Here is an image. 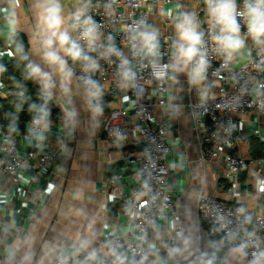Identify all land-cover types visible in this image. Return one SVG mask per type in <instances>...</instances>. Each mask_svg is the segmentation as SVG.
Here are the masks:
<instances>
[{
    "label": "built area",
    "instance_id": "obj_1",
    "mask_svg": "<svg viewBox=\"0 0 264 264\" xmlns=\"http://www.w3.org/2000/svg\"><path fill=\"white\" fill-rule=\"evenodd\" d=\"M173 1L90 0L85 5V14L100 26V39L95 51H90L85 41L79 40V31L72 32V37L78 40L85 54L92 56L99 65L97 69L85 72L81 62L73 64L71 69L79 84L88 90L84 79L90 78L97 86H106L120 101L117 107L107 111L103 137L123 141L136 132L143 144L140 149L122 152L125 162L136 165L135 185L119 195V216L127 219L128 230L106 238V254L99 260L100 264H177L179 259L176 245L183 232L179 225V214L174 210L167 159L171 151L168 121L178 106L172 98L173 62L176 59L173 47L177 30L171 15L167 19L162 17L164 22L156 20L161 16L159 6ZM237 5L242 10L243 0H237ZM196 17L200 24L199 31L204 33L201 51L205 54L207 65L202 81L208 86L209 93L202 98L189 100L186 105L198 135L203 160L211 162L218 169V177L222 179L219 185L221 191L238 196L241 195L240 173L247 171L252 164L260 166L264 162V157L248 159L236 151L239 142H248L249 139L240 131L244 118L252 115L259 127L264 122V52L247 37L245 46L249 56L236 67L233 58L226 61L211 40L204 0H199ZM238 20L241 35L244 36L246 24L242 18L238 17ZM138 31L156 33L158 50L155 55H146L139 50V40L132 39ZM109 46L114 47L120 55L113 53L102 56L101 53ZM5 55H0V65H3ZM194 66L195 62L189 63L190 74ZM1 75L0 97L8 93L1 84ZM123 99L126 102L122 103ZM105 104L109 105V102ZM54 123L50 118L31 119L26 122L27 128L16 134L5 132L0 124L3 136L12 137L11 142L0 144V178L20 175L26 165L44 176L50 175L57 160L56 153L33 147L23 154L19 153L17 138L31 139L43 129H51ZM254 133L260 136L259 129ZM260 139L264 143V137L260 136ZM255 174V191L264 194V163ZM122 176V173L113 170L109 172L107 182L117 186ZM9 200H12L11 194ZM196 205L199 223L204 225L205 237L209 241L206 263L201 264L216 261V256L211 252L214 250H221L225 256L242 249L239 252L243 257L254 263L264 257V211L255 212L227 199L208 197L202 193L198 195ZM162 218L174 224V232L170 244L158 259L152 253L156 249L158 221ZM10 237L9 231L0 229V264H3ZM198 242H203L201 235ZM89 259L85 254L76 258L61 255L52 264H89Z\"/></svg>",
    "mask_w": 264,
    "mask_h": 264
},
{
    "label": "crops",
    "instance_id": "obj_2",
    "mask_svg": "<svg viewBox=\"0 0 264 264\" xmlns=\"http://www.w3.org/2000/svg\"><path fill=\"white\" fill-rule=\"evenodd\" d=\"M89 1L60 0L62 15L68 17L80 8L85 9ZM35 3L36 0H20V7L15 9L19 21L16 34L27 36L29 62L39 64L43 71L52 74V88L45 89L40 80H34L51 99L52 109L56 112L46 119H53L55 123L51 129H43L31 139L18 137L17 146L22 154L31 147L54 152L57 160L47 176L26 165L20 175L0 178V229L11 234L3 264H52L61 255L76 258L84 254L90 257L89 264H100L99 260L106 254V238L128 230L127 219L119 216V195L135 185L136 165L125 162L122 152L140 149L143 144L136 132L123 141L103 137L108 109L120 104L117 96H113L106 86L99 85L98 94L91 96L73 73L68 93L62 91L59 74L44 64L39 55V18ZM198 3L199 0H174L171 4L161 5V16L156 20L164 22L163 18L167 19L169 13L173 22L180 13L196 15ZM7 7L8 0H0V8ZM70 23L66 22L65 27ZM3 25L4 17L0 13V27ZM69 31L72 35L73 31L70 28ZM179 44L176 31L172 98L178 106L168 121V140L171 145L167 156L171 172L169 184L174 210L179 214V225L183 232V237L176 245L179 252L177 264H201L206 263L203 257L208 252L209 241L203 244L207 238L204 225L199 223L196 205L198 195L202 193L208 197L224 198L255 212L264 211V194L255 191V173L258 167H263L264 162L260 166L252 164L247 171L240 173L241 195L231 196L221 191L219 185L222 179L218 177V169L211 162L203 160L198 135L186 105L191 99L208 95L209 89L202 80L198 83L190 81L189 64L185 65L179 57ZM6 48V40L0 36V50ZM248 56L249 50L245 46L233 56L234 65L240 66ZM64 58L69 68L76 63L68 57ZM11 59L5 55L4 62ZM1 84L8 93L0 99L9 95L10 84L5 81L4 72ZM105 102H109V105ZM124 102L125 99L122 100ZM257 129L260 130V136L264 137V122L259 127L252 115L245 117L240 124L241 133L249 136V139L248 142H239L236 151L248 159L255 158L250 155V139L262 142L260 136L254 133ZM11 141L12 137L5 138L0 131V144ZM113 170L123 175L117 186L107 182L108 174ZM9 194L12 200H9ZM173 232L174 224L167 223L164 218L159 219L153 257L161 258V252L170 244ZM199 235L202 244L198 242ZM223 264H264V257L254 263L244 258L239 251H233L224 256Z\"/></svg>",
    "mask_w": 264,
    "mask_h": 264
},
{
    "label": "clouds",
    "instance_id": "obj_3",
    "mask_svg": "<svg viewBox=\"0 0 264 264\" xmlns=\"http://www.w3.org/2000/svg\"><path fill=\"white\" fill-rule=\"evenodd\" d=\"M204 2L209 17L211 40L216 45V50L225 57L226 61L231 60L245 47L247 37L251 38L261 52H264V0H243L242 10L238 9L237 0H204ZM8 4L9 7L0 8V13L4 17V25L0 27V36L5 38L7 44L6 51L0 52V55L6 54L10 58H15L18 53L23 52L20 45H17L15 50L11 47L19 23L15 9L20 7V0H8ZM35 8L39 18L37 36L40 44V58L44 64L59 74L60 87L64 93H68V84L73 77V71L68 67V61L64 57L70 58L73 62H81L85 72L93 71L99 67L92 56L85 54L81 44L70 34L69 28L71 31H79V40L85 41L90 51H95V46L100 39V26L94 22L90 15L85 14L84 8L78 9L68 17L63 16V6L60 0H36ZM238 17L243 19L247 27L244 36L241 35V24ZM68 21L71 23L65 27ZM199 27L195 13L184 12L176 17L175 28L180 40L178 54L185 65L195 62L190 74L193 83H198L204 78L203 73L207 65L205 54L201 51L204 44V33L198 30ZM132 39L139 40V50L146 55L157 53L156 33L138 31L134 33ZM113 53L117 56L120 55L114 47L109 46L101 55ZM20 59L27 61L29 56L25 53L20 56ZM25 67L28 73L26 78L40 80L45 89L54 86L52 74L43 71L39 64L29 62ZM4 71L3 65H0V74H3ZM84 83L88 86L91 96L98 94L99 89L95 81L85 78ZM40 111L43 113L41 119L45 118L47 111L44 108H41ZM39 122L36 121V123ZM241 250L236 249V251Z\"/></svg>",
    "mask_w": 264,
    "mask_h": 264
},
{
    "label": "trees",
    "instance_id": "obj_4",
    "mask_svg": "<svg viewBox=\"0 0 264 264\" xmlns=\"http://www.w3.org/2000/svg\"><path fill=\"white\" fill-rule=\"evenodd\" d=\"M20 45L23 52L17 54L9 62H3L5 69V81L10 84L9 95L0 99V124L3 130L9 134L22 133L25 130L26 122L31 119H41L44 108L47 111L48 118L55 114L52 109V102L48 94L35 82L34 78H26V64L29 60L23 61L20 56L25 53L29 56V43L27 36L18 33L13 37L12 49ZM251 157H264V143L255 138L250 139ZM216 256V261L210 264H223V252L221 250L211 251Z\"/></svg>",
    "mask_w": 264,
    "mask_h": 264
},
{
    "label": "rangeland",
    "instance_id": "obj_5",
    "mask_svg": "<svg viewBox=\"0 0 264 264\" xmlns=\"http://www.w3.org/2000/svg\"><path fill=\"white\" fill-rule=\"evenodd\" d=\"M206 242V243H205ZM203 244H208V240L207 239H205V241L203 242ZM205 246V245H204ZM206 247H207V245H206ZM199 251H201V249H199ZM205 252H206V248H205ZM206 258V255H204V257H203V259H205Z\"/></svg>",
    "mask_w": 264,
    "mask_h": 264
}]
</instances>
